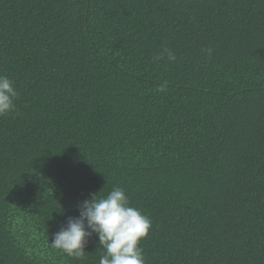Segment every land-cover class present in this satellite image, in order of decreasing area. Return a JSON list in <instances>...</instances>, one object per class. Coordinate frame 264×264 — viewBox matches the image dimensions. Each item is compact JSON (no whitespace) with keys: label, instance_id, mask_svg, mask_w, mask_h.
Here are the masks:
<instances>
[{"label":"trees","instance_id":"trees-1","mask_svg":"<svg viewBox=\"0 0 264 264\" xmlns=\"http://www.w3.org/2000/svg\"><path fill=\"white\" fill-rule=\"evenodd\" d=\"M0 75V264H99L50 243L114 187L145 264H264V0H0Z\"/></svg>","mask_w":264,"mask_h":264},{"label":"clouds","instance_id":"clouds-1","mask_svg":"<svg viewBox=\"0 0 264 264\" xmlns=\"http://www.w3.org/2000/svg\"><path fill=\"white\" fill-rule=\"evenodd\" d=\"M207 51L210 55L212 50ZM164 53L169 61L176 59L171 50L164 49ZM166 88L167 82H164L158 91L165 92ZM17 95L14 81L0 75V118L15 110ZM101 192L80 203L79 215L69 217L66 226L53 234L51 246L80 260L88 239L95 234L104 250L99 264H145L140 242L152 227L150 218L130 204L123 188L114 187L107 196H102Z\"/></svg>","mask_w":264,"mask_h":264}]
</instances>
